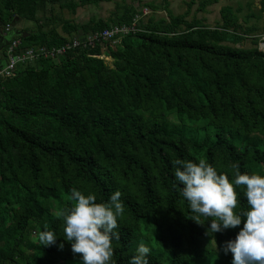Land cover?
<instances>
[{"label": "trees", "instance_id": "obj_1", "mask_svg": "<svg viewBox=\"0 0 264 264\" xmlns=\"http://www.w3.org/2000/svg\"><path fill=\"white\" fill-rule=\"evenodd\" d=\"M112 1L0 0V34L14 28L29 34L9 41L0 66L15 40L17 53L51 51L136 23L127 35L57 60L19 63L10 77H0V264H83L58 216L72 206L73 188L95 194L97 203L122 194L125 211L117 218L120 238L113 237L110 264H129L141 242L150 250L149 264H233L224 248L243 223L207 235L210 221L201 217L202 226L191 220L173 161L204 159L230 182L235 163L241 174L264 176V52L258 48L264 0L259 12L247 0L242 22L241 5L224 6L214 27L199 18L188 21L189 12L174 15L168 0V19L151 15L144 21L141 4L126 0L107 20L77 25L55 15L57 6L75 14ZM218 1L201 0L197 10ZM23 21L35 29H25ZM249 36L254 46L243 48ZM236 190L240 214L249 206L244 187ZM45 230L55 233L54 245L41 244Z\"/></svg>", "mask_w": 264, "mask_h": 264}, {"label": "clouds", "instance_id": "obj_2", "mask_svg": "<svg viewBox=\"0 0 264 264\" xmlns=\"http://www.w3.org/2000/svg\"><path fill=\"white\" fill-rule=\"evenodd\" d=\"M175 180L182 186L181 195L188 202L194 214L191 220L199 225L201 217L210 221L209 233H219L236 229L243 223L235 240L227 241L225 254H233V264H264V176L241 174L239 164L234 169V181L227 174L217 170L204 159L198 163L176 159L173 161ZM244 187L249 210L237 214V187ZM121 192H114L106 203H97L95 194L85 195L73 188L69 199L70 208L62 209L58 216L63 218L64 239L71 244L72 252L79 254L83 264H110L114 250L113 237L119 239L116 230L118 217L124 214ZM210 218V219H209ZM45 247L56 243L53 231L39 234ZM60 249L64 248L60 244ZM137 254L129 264H149V248L141 242Z\"/></svg>", "mask_w": 264, "mask_h": 264}, {"label": "rangeland", "instance_id": "obj_3", "mask_svg": "<svg viewBox=\"0 0 264 264\" xmlns=\"http://www.w3.org/2000/svg\"><path fill=\"white\" fill-rule=\"evenodd\" d=\"M79 1V0H76ZM254 5L252 7L253 12H259L260 11V0H253ZM124 0H113L112 2H101L98 5L90 4L83 7H79L75 14H73L69 9L61 10L59 6L55 9V15L62 19H71L72 23L74 24H85L88 23L92 18H102V19H109L111 17V14L115 11L116 5L123 3ZM127 3H136V6H139L141 4V9L148 11V14L144 16V21H147L151 15L156 17V19L160 18H166L167 16V10L165 9V1L164 0H142L141 3H139L138 0H126ZM155 3L156 5L160 6L161 8L153 11L151 8L147 7L146 5L148 3ZM201 0H195V4L191 7L189 11V4L191 3V0H168V8L173 12L174 15H181L189 12L188 15V21L193 20V18H199L203 20L204 24L210 27H214L217 22H220L221 15L220 10L224 6L231 5L235 9L239 7L240 5L243 7V12L239 15L240 22L243 21V17L245 14H247L248 6H247V0H219L218 3L210 5L206 8V11L199 12L197 10ZM50 15V14H49ZM264 19V18H263ZM251 23H255V20L253 19ZM24 25V26H23ZM260 27L263 25V21H260ZM22 26L25 29H35L34 24L23 21ZM245 26V24H244ZM59 30H62V26H59ZM259 33H262L261 31ZM252 36L246 37L244 43L242 44L243 48H250L254 45L252 44ZM241 46L238 45V47ZM4 47L0 45V58L3 56L2 50ZM108 64H111L112 60H106ZM212 247L216 248V244L212 243Z\"/></svg>", "mask_w": 264, "mask_h": 264}, {"label": "built area", "instance_id": "obj_4", "mask_svg": "<svg viewBox=\"0 0 264 264\" xmlns=\"http://www.w3.org/2000/svg\"><path fill=\"white\" fill-rule=\"evenodd\" d=\"M143 16L148 14V11L143 10ZM141 17H137L139 20ZM136 24V23H135ZM133 24L132 27H120L115 26L111 29H105L102 32H97L94 34H88L81 39H75L73 41L68 42L62 47L54 48L51 51L46 48H40L39 50L28 49L24 53H17V50L20 46V41L15 40L10 45L7 51V60L4 66H0V77H10L16 65L19 63L25 62H35L41 56L50 57L53 60H57L59 57L67 54L68 51L77 48H93L97 43H102L103 41H109L116 36L119 35H127L130 32H134L136 30V26ZM258 48L264 52V35L259 36ZM101 59L112 60L109 57L100 56Z\"/></svg>", "mask_w": 264, "mask_h": 264}, {"label": "water", "instance_id": "obj_5", "mask_svg": "<svg viewBox=\"0 0 264 264\" xmlns=\"http://www.w3.org/2000/svg\"><path fill=\"white\" fill-rule=\"evenodd\" d=\"M29 34L22 32L18 28H14L12 31H10L7 35L5 36H0V45L3 47L7 46L9 44V41L15 37V36H22V37H27Z\"/></svg>", "mask_w": 264, "mask_h": 264}, {"label": "crops", "instance_id": "obj_6", "mask_svg": "<svg viewBox=\"0 0 264 264\" xmlns=\"http://www.w3.org/2000/svg\"><path fill=\"white\" fill-rule=\"evenodd\" d=\"M0 36H4V35H1V34H0Z\"/></svg>", "mask_w": 264, "mask_h": 264}]
</instances>
